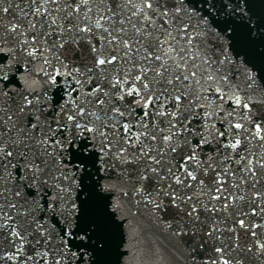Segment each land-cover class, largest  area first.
Returning a JSON list of instances; mask_svg holds the SVG:
<instances>
[{"label": "snow or ice", "instance_id": "6c2138e0", "mask_svg": "<svg viewBox=\"0 0 264 264\" xmlns=\"http://www.w3.org/2000/svg\"><path fill=\"white\" fill-rule=\"evenodd\" d=\"M0 264H264V0H0Z\"/></svg>", "mask_w": 264, "mask_h": 264}]
</instances>
